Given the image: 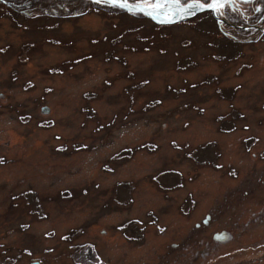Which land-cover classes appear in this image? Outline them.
Segmentation results:
<instances>
[{
	"label": "rangeland",
	"instance_id": "obj_1",
	"mask_svg": "<svg viewBox=\"0 0 264 264\" xmlns=\"http://www.w3.org/2000/svg\"><path fill=\"white\" fill-rule=\"evenodd\" d=\"M33 1L0 4V264H264V34Z\"/></svg>",
	"mask_w": 264,
	"mask_h": 264
},
{
	"label": "flooded vegetation",
	"instance_id": "obj_2",
	"mask_svg": "<svg viewBox=\"0 0 264 264\" xmlns=\"http://www.w3.org/2000/svg\"><path fill=\"white\" fill-rule=\"evenodd\" d=\"M83 1H87V4H89V0H80L77 5V11L83 10ZM91 1L94 2L95 0ZM143 1L152 6V8L157 7V4L155 3L156 0ZM0 2H2L0 4H2L4 7L9 9L13 13H21L28 15L33 14L35 13V11H37L36 5H33V0H26V2L24 0H4V2ZM209 2L210 0H200L201 4H207ZM223 2V8H208L206 10L195 13L189 19H200L203 16L212 17L215 20L217 28L220 29L219 32L227 37L232 38L233 40L236 36V33L234 31H244L243 33L247 34L257 32L258 38L259 36H261V34H264V9L262 8V6L264 5V0H223ZM25 3H31V5L27 7L22 6ZM172 3H177L176 5L179 6L197 5L196 0H173ZM236 4L240 6L239 9L234 6ZM66 8L71 9V6H67ZM57 13H59V11H57ZM206 220L207 219H205V221ZM222 230L224 231V237L226 235L230 237L227 231H225L224 229ZM224 237L220 239H213L219 242L226 241V238Z\"/></svg>",
	"mask_w": 264,
	"mask_h": 264
},
{
	"label": "water",
	"instance_id": "obj_3",
	"mask_svg": "<svg viewBox=\"0 0 264 264\" xmlns=\"http://www.w3.org/2000/svg\"><path fill=\"white\" fill-rule=\"evenodd\" d=\"M103 1H106V0H103ZM115 5L120 6L122 8H125V9L139 11L150 19L157 17L156 15H154L155 13H159L161 10L166 9V8L152 9V8L147 7L146 4H143L141 2L131 3L127 0H126V3H125V0H120V2L115 4ZM121 5H123V6H121ZM204 9H208V8L207 7H198V8L191 7L189 9V12L194 14V13L201 11V10H204ZM189 12H187L186 14H184L182 16H169V17H171V22H165L168 17L164 16L162 23H174V22H180V21L186 20L193 15V14H188ZM213 236L215 238H222V237H224V231L222 230L219 232H215L213 234ZM31 264H40V262L38 260H36L34 263H31Z\"/></svg>",
	"mask_w": 264,
	"mask_h": 264
},
{
	"label": "trees",
	"instance_id": "obj_4",
	"mask_svg": "<svg viewBox=\"0 0 264 264\" xmlns=\"http://www.w3.org/2000/svg\"><path fill=\"white\" fill-rule=\"evenodd\" d=\"M51 3L55 4L58 9L57 11L61 12V10L65 9L67 6H71V9H68L66 8L63 12V15H67V16H70L69 13H72V10H75L77 12V5H78V2L80 0H49ZM94 3V2H93ZM105 4L102 3V6H104ZM105 6H111V5H105ZM84 8V7H83ZM82 11H86V9H83ZM57 14H60V13H57ZM54 16H57V15H53V16H49V15H44L43 17H47V18H50V17H54ZM212 18V17H211ZM214 24H215V20L212 18Z\"/></svg>",
	"mask_w": 264,
	"mask_h": 264
},
{
	"label": "bare ground",
	"instance_id": "obj_5",
	"mask_svg": "<svg viewBox=\"0 0 264 264\" xmlns=\"http://www.w3.org/2000/svg\"><path fill=\"white\" fill-rule=\"evenodd\" d=\"M191 7H193V6H179V5L175 4L171 7V9H169V10H173V11H169L168 9L167 10H161L159 13H155L154 15H156L157 17L152 18V19L162 23L164 16H166V17L182 16V15L186 14L187 12H189V9ZM173 8H175V9H173ZM34 262H31V263H34ZM31 263H29V264H31Z\"/></svg>",
	"mask_w": 264,
	"mask_h": 264
},
{
	"label": "snow or ice",
	"instance_id": "obj_6",
	"mask_svg": "<svg viewBox=\"0 0 264 264\" xmlns=\"http://www.w3.org/2000/svg\"><path fill=\"white\" fill-rule=\"evenodd\" d=\"M96 2L100 3L101 0H96ZM106 2L111 3V4H117L120 2V0H106ZM125 3H126V0H125ZM196 3L199 7H207L209 9H218V8L224 7L223 0H210V2L207 4H201L200 0H196ZM121 6H123V5H121ZM188 14H193V13L189 12ZM165 22H171V17H168Z\"/></svg>",
	"mask_w": 264,
	"mask_h": 264
}]
</instances>
